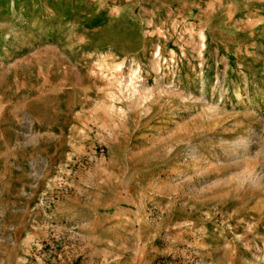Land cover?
I'll list each match as a JSON object with an SVG mask.
<instances>
[{"label": "rangeland", "instance_id": "obj_1", "mask_svg": "<svg viewBox=\"0 0 264 264\" xmlns=\"http://www.w3.org/2000/svg\"><path fill=\"white\" fill-rule=\"evenodd\" d=\"M0 264H264V0H0Z\"/></svg>", "mask_w": 264, "mask_h": 264}]
</instances>
